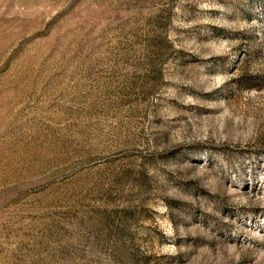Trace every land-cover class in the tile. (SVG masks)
<instances>
[{
    "label": "rangeland",
    "instance_id": "1",
    "mask_svg": "<svg viewBox=\"0 0 264 264\" xmlns=\"http://www.w3.org/2000/svg\"><path fill=\"white\" fill-rule=\"evenodd\" d=\"M0 264H264V0H0Z\"/></svg>",
    "mask_w": 264,
    "mask_h": 264
}]
</instances>
